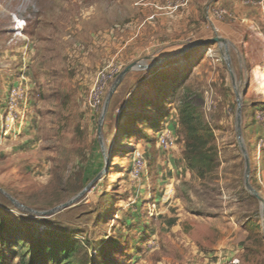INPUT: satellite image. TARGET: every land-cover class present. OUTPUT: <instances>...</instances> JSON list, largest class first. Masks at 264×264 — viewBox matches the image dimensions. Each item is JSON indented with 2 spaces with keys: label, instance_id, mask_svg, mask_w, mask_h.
<instances>
[{
  "label": "rangeland",
  "instance_id": "374dc122",
  "mask_svg": "<svg viewBox=\"0 0 264 264\" xmlns=\"http://www.w3.org/2000/svg\"><path fill=\"white\" fill-rule=\"evenodd\" d=\"M222 9L234 19H215ZM217 37L228 43L234 81L223 44L189 50ZM180 52L125 77L100 133L123 70ZM103 72L114 76L96 106ZM234 84L251 184L264 198V0H0V189L45 212L90 185L52 216L17 208L0 192L4 236L76 242V264H221L234 248L223 241L236 237V227L246 238L241 264H264L261 205L244 184ZM185 100L208 128L206 169L186 154L177 109ZM138 154L145 167L136 175ZM249 220L259 235L248 240ZM6 254V264H20Z\"/></svg>",
  "mask_w": 264,
  "mask_h": 264
},
{
  "label": "trees",
  "instance_id": "16d2710c",
  "mask_svg": "<svg viewBox=\"0 0 264 264\" xmlns=\"http://www.w3.org/2000/svg\"><path fill=\"white\" fill-rule=\"evenodd\" d=\"M174 87L178 89L177 84H174ZM10 88L12 89L13 86ZM177 109L180 114V130L184 135L186 154L195 164L205 166L204 169H206L212 159L207 155L208 128L204 126L199 108L189 100H185ZM244 228L249 233L248 240L253 235H259L257 232L259 225L254 221L249 220ZM7 229L5 223H0V264H6L9 260L10 256L6 254V250L10 251L13 259L20 258V264H76L75 256L78 251L76 242L42 240L41 243L26 244L24 240L4 236ZM23 248L25 252H22Z\"/></svg>",
  "mask_w": 264,
  "mask_h": 264
},
{
  "label": "water",
  "instance_id": "95a60500",
  "mask_svg": "<svg viewBox=\"0 0 264 264\" xmlns=\"http://www.w3.org/2000/svg\"><path fill=\"white\" fill-rule=\"evenodd\" d=\"M216 44H223L225 46V59L227 62V66L229 68V71L231 73V77L232 80L234 81L233 78V73L231 70V55L229 52V48H228V43L226 42V40H224L223 38H215L212 39L210 41H206V42H201V43H197L192 45L189 50H193V49H197V48H202V47H206L209 45H216ZM188 50V51H189ZM183 54V52H180L178 54L169 56L167 58H165L162 61H159L153 65H148V66H144L142 63L137 62V63H133L131 65H129L128 67H126L123 72L116 78L114 84L112 85V88L108 94V97L105 101L104 104V108H103V112L100 118V123H99V132L101 133L102 131V126L103 123L105 121L108 109H109V105L111 103L112 97L115 94V92L117 91V89L119 88V86L122 84V82L124 81L125 77L133 72V71H138V70H149V69H153V68H159L161 67V65H163V63L171 60V59H175L179 56H181ZM235 87V92H236V97H237V103H238V108H237V114H236V133H237V139L245 160V179H244V184H245V188L246 190L255 198L257 199V201L260 203L261 205V214H262V219H263V236H264V198L261 196V194L253 187V185L251 184V162H250V157L249 154L245 148V144H244V140H243V133H242V114H243V102H242V96L238 93L237 91V87L234 84ZM90 188V185L87 186L81 193H79L77 196H75L74 198H72L70 201L66 202L65 204H62L56 208H54L53 210H49V211H45V212H36L33 211L29 208L24 207L22 204H20L15 198L11 197L9 194H7L5 191H3L2 189H0V192H2L17 208L20 209H25L28 210L30 212H32L33 214H36L37 216H52L56 213L61 212L62 210L68 209L72 206H74L76 204V202L85 194V192Z\"/></svg>",
  "mask_w": 264,
  "mask_h": 264
},
{
  "label": "built area",
  "instance_id": "2783aa9c",
  "mask_svg": "<svg viewBox=\"0 0 264 264\" xmlns=\"http://www.w3.org/2000/svg\"><path fill=\"white\" fill-rule=\"evenodd\" d=\"M213 16L217 20H233L234 16L228 11V10H216L213 12ZM114 73L112 72H103L99 75V82L96 86V88L93 90V96H94V104L98 106L101 103V96L102 93L106 87L107 82L113 78ZM162 143L166 145L167 141L165 139H162ZM145 167V158L141 155L138 154L136 158L134 159V174L139 175L140 172L144 169ZM170 188V187H169ZM173 194L172 190L170 189L166 190V199L169 197V195ZM242 259L240 254L232 255L230 256L225 262L221 264H241Z\"/></svg>",
  "mask_w": 264,
  "mask_h": 264
},
{
  "label": "crops",
  "instance_id": "0c3cea01",
  "mask_svg": "<svg viewBox=\"0 0 264 264\" xmlns=\"http://www.w3.org/2000/svg\"><path fill=\"white\" fill-rule=\"evenodd\" d=\"M224 39V38H223ZM226 40V39H224ZM234 232H236V237H234V239L231 241V237L229 238H225L224 241H223V246L227 247L228 249L231 248V247H234L233 250H230L229 252L231 253L230 256L232 255H236V254H241L242 251H243V243L245 241V236L244 234L241 232L240 233V229L239 228H233ZM232 231V228L229 229V232ZM240 237V238H237V237Z\"/></svg>",
  "mask_w": 264,
  "mask_h": 264
}]
</instances>
